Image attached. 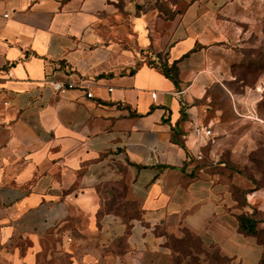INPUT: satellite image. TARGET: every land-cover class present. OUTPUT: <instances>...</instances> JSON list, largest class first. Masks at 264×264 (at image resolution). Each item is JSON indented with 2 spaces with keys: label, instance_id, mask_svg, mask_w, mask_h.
I'll list each match as a JSON object with an SVG mask.
<instances>
[{
  "label": "crops",
  "instance_id": "0c3cea01",
  "mask_svg": "<svg viewBox=\"0 0 264 264\" xmlns=\"http://www.w3.org/2000/svg\"><path fill=\"white\" fill-rule=\"evenodd\" d=\"M248 51L264 54V0H0V263L160 264L155 230L184 227L259 264L229 190L197 168L225 150L210 93L241 102L227 85ZM158 55L180 61L181 90Z\"/></svg>",
  "mask_w": 264,
  "mask_h": 264
},
{
  "label": "rangeland",
  "instance_id": "374dc122",
  "mask_svg": "<svg viewBox=\"0 0 264 264\" xmlns=\"http://www.w3.org/2000/svg\"><path fill=\"white\" fill-rule=\"evenodd\" d=\"M262 55L257 51L255 60L235 69L238 81L227 85L231 93L242 98L240 104L236 105L225 89L211 91L213 108L220 116L217 122L220 134L215 138H226L227 144L218 161L205 153L197 168L216 176L218 183L229 190L232 214L237 218L240 214H248L257 221L260 234L255 241L264 255V87L257 89L261 70H264ZM257 61L262 66L257 67ZM257 118L263 122L257 124ZM223 163L225 165H221ZM257 191L262 193L257 196ZM186 231L184 227L181 234L169 232L167 227L155 230L157 235L165 236L164 249L160 253L168 255L160 264H243L239 259L223 256L216 245L206 246L199 242L192 232L184 234ZM56 261L49 264L68 263L66 258Z\"/></svg>",
  "mask_w": 264,
  "mask_h": 264
},
{
  "label": "trees",
  "instance_id": "16d2710c",
  "mask_svg": "<svg viewBox=\"0 0 264 264\" xmlns=\"http://www.w3.org/2000/svg\"><path fill=\"white\" fill-rule=\"evenodd\" d=\"M258 52L263 53L262 51H258ZM262 56L264 58V54ZM255 59H256V56H253L252 52L248 51L245 54L244 60L238 66V69L242 68L245 65L246 62L251 61V60L253 61ZM158 62H159L158 64H155V62H149V65H151L153 67H156V68H159L161 70V72L163 73V75L167 79H169L176 86V88L178 90H181L182 89V84H181V81L179 79V68H178V64H179L180 61H175L174 63L169 64V62L166 59L163 58V55H158ZM260 64L257 61V67L262 66ZM135 73H136V69L132 71V74H135ZM237 81H238V79H237ZM240 82H244V80H241ZM154 109H155V107H151V109H150L148 114L153 112ZM170 115H171V112L169 110H167L166 111V115H165V117L163 119V123H165V124L169 123ZM136 116L143 117L144 115L138 114ZM182 117H183V120L186 118L184 110H182ZM173 133H174V136H173L174 141L177 142L178 144H180L183 148H185L184 143H182V142H180L178 140V138H177L178 134H176V130H174ZM124 194H126V191L124 192ZM237 219H238V222H239V232L243 236L257 238V236L260 234L259 233V229H258V224H257V221L252 216H250L248 214H240V216ZM189 233H190L189 230H187L184 234L189 235ZM195 239L199 240V242L202 243V240L200 239V237L197 236V237H195ZM179 240H183V239L180 238ZM259 264H264V255L262 256Z\"/></svg>",
  "mask_w": 264,
  "mask_h": 264
},
{
  "label": "built area",
  "instance_id": "2783aa9c",
  "mask_svg": "<svg viewBox=\"0 0 264 264\" xmlns=\"http://www.w3.org/2000/svg\"><path fill=\"white\" fill-rule=\"evenodd\" d=\"M54 88L56 91L61 92V93H65L67 90L74 88L73 84H65V83H55ZM89 97H92V94L88 95ZM153 98H156V94L152 95ZM195 134L198 137H210L212 135V132L207 128V127H200L197 128L195 130ZM198 160L202 161L203 160V156L199 155L198 156Z\"/></svg>",
  "mask_w": 264,
  "mask_h": 264
}]
</instances>
